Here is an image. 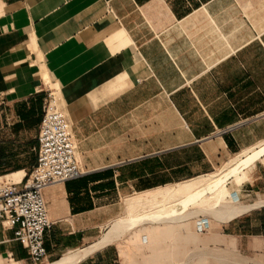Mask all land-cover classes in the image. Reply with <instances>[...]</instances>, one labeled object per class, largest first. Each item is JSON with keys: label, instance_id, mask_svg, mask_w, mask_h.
Listing matches in <instances>:
<instances>
[{"label": "crops", "instance_id": "crops-1", "mask_svg": "<svg viewBox=\"0 0 264 264\" xmlns=\"http://www.w3.org/2000/svg\"><path fill=\"white\" fill-rule=\"evenodd\" d=\"M49 87L84 174L42 191L52 225L39 264L96 244L126 199L264 144V0H0L3 179L24 183L36 164ZM10 120L12 138L35 129L28 148L3 136ZM241 178L243 197L264 198V155ZM223 221L204 243L225 254L196 252L191 231L156 223L127 234H147L146 257L130 261L112 242L74 264H264V206ZM4 261L34 264L12 229H0Z\"/></svg>", "mask_w": 264, "mask_h": 264}, {"label": "built area", "instance_id": "built-area-1", "mask_svg": "<svg viewBox=\"0 0 264 264\" xmlns=\"http://www.w3.org/2000/svg\"><path fill=\"white\" fill-rule=\"evenodd\" d=\"M60 100L47 93L37 135L36 164L21 183L0 177V229H12L15 240L34 264L46 258L44 233L51 227L42 191L84 173Z\"/></svg>", "mask_w": 264, "mask_h": 264}, {"label": "bare ground", "instance_id": "bare-ground-1", "mask_svg": "<svg viewBox=\"0 0 264 264\" xmlns=\"http://www.w3.org/2000/svg\"><path fill=\"white\" fill-rule=\"evenodd\" d=\"M41 75L48 84V75L43 68H41ZM263 155L264 144L256 150L244 153L243 156L235 157L214 175H208L176 187L146 193L140 196L133 205H129L130 210L127 216L133 224L137 225L180 222L185 221L187 217L197 216V214L225 220L264 206V200L256 205L233 203L232 192L227 189L228 184L236 183V179H242L241 176L246 177L247 171ZM170 201H172L171 204ZM147 204L152 210L145 215L140 214ZM188 210L191 212L186 214ZM126 224L123 219L114 221L96 244L72 256L69 255L56 264H74L94 251L104 248L131 229V226L127 228Z\"/></svg>", "mask_w": 264, "mask_h": 264}, {"label": "rangeland", "instance_id": "rangeland-1", "mask_svg": "<svg viewBox=\"0 0 264 264\" xmlns=\"http://www.w3.org/2000/svg\"><path fill=\"white\" fill-rule=\"evenodd\" d=\"M49 88L50 89L47 93H53V96L59 99V96L57 94V90L54 87H49ZM59 102H60L59 105L61 107L62 103H61V101H59ZM13 122H14V120H10L8 122L11 125H9L7 127V129H5L3 136L7 135L6 137H11V134H13V130H12L13 129V125H12ZM35 132H36L35 129H33V128L31 129L29 127H26L24 130L21 131L18 138H17V136H15V138L11 137V139H15L16 141H19L20 145H23L24 147L28 148V142L33 141V139L35 137ZM26 154L27 153H25V155ZM234 158L235 157H233L232 159H234ZM232 159L228 160L225 164H227ZM225 164L218 166L215 170H213L211 173H209V175H214V174L218 173ZM243 181L244 180H242V179H236V183L233 182V183H230L227 185V189L230 192H232L233 203H236V204L240 203L242 205H256V204H258L264 200V198H258L255 201H252V199L243 197L239 193V188H240V185ZM140 196H142V195H140ZM140 196H136V197L126 199L125 201H123L121 203V208H122L121 212L122 213L117 219L114 220V221H117V220L123 219L125 224L127 223L126 225H128L127 228L131 226V229H128V231L125 234L119 236L116 240L113 241V243L115 245H117L121 256L124 258H127L130 261L131 260L134 261L135 259L139 260L140 259L139 257H141V258L143 256L146 257L145 254L147 255L148 250L151 249V247H152V245L146 244V243H149L148 242L149 240L146 238L147 234L145 232H139L138 233L139 238H140L138 241H135V240L133 241L131 239V236L127 235L133 228H138L140 226L137 224H133L130 221L131 220L130 217L127 216L128 215L127 212L130 210L129 205L130 204L133 205L140 198ZM171 203H172V201H170V204ZM146 206H147V208H146ZM146 206L144 207V209L142 210V212L140 214L145 215V213H148L152 210L151 207L149 206V204H147ZM260 207H262V206H260ZM256 208H258V207H256ZM190 212L191 211L188 210L186 214H189ZM188 218L189 217H187V219H185V221L183 220V221L174 222V223L173 222H167V223H158V224L177 225L179 227V230H183L185 232L191 231L193 234H195L193 239H196V238L202 239L203 243H199L198 245L195 246L196 252H197V250H204V251H207V252L213 253V254L214 253H220L221 254V252L225 254V252L229 251L228 249L221 250L215 246H207L208 243H204L208 240L209 237H211L212 234L217 233L216 230L218 229V227L221 224H223L221 222H224L222 219L217 218V217H213V216L211 217L209 215L204 216L203 214H197V216L190 217L189 219ZM114 221L107 226L106 230H104L102 232V234L99 236V238L96 240V242L99 241L104 236V234L110 229V227L114 223ZM156 233H157V231H156ZM155 242H156V240H153V243H155ZM210 244H214V243L210 242ZM191 250H194V248ZM213 251H215V252H213ZM228 258L231 259V254L226 253L225 259H228ZM3 264H10V263H7V261H4ZM157 264H159V263H157ZM166 264H183V263L173 261L172 263H166Z\"/></svg>", "mask_w": 264, "mask_h": 264}]
</instances>
